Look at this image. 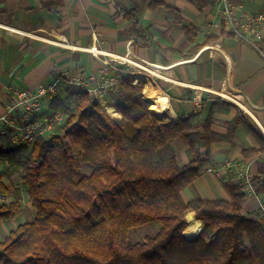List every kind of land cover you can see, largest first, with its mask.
<instances>
[{
  "label": "trees",
  "instance_id": "trees-1",
  "mask_svg": "<svg viewBox=\"0 0 264 264\" xmlns=\"http://www.w3.org/2000/svg\"><path fill=\"white\" fill-rule=\"evenodd\" d=\"M119 12L133 23L131 34L145 35L135 10ZM165 4L152 2L151 8ZM192 40L193 29H184ZM213 40V39H211ZM264 55V39L257 44ZM69 91V90H68ZM121 119L83 91L76 89L51 100V113L66 117L55 133L37 138L31 145L14 146L8 138L0 148V221L19 217L21 192L4 183L11 168L22 169L21 183L35 217L19 225L0 242V264H264V225L246 218L247 196L238 185L222 182L231 201L192 200L182 192L199 176L212 147L231 143L243 118L227 124V133L193 125L189 119L161 123L150 111L139 79L126 77L118 103ZM181 139L188 163L178 162L173 148ZM263 151H244L252 158ZM12 170V169H11ZM255 181L264 193V180ZM189 214L205 223L202 234H184ZM159 224L160 231L142 242L131 240L130 230Z\"/></svg>",
  "mask_w": 264,
  "mask_h": 264
},
{
  "label": "crops",
  "instance_id": "crops-1",
  "mask_svg": "<svg viewBox=\"0 0 264 264\" xmlns=\"http://www.w3.org/2000/svg\"><path fill=\"white\" fill-rule=\"evenodd\" d=\"M159 1H121L123 9L135 10L140 16L145 31L140 38L131 34L133 23L119 12L114 0H0V114L13 103L17 91L36 92L57 79H62L63 89L79 70L96 73L115 56L130 57L147 68L123 66L122 76L134 72L132 77L139 79L137 74L148 73V69L161 73L153 77L151 95L145 91L147 82H141L150 106L156 95L168 96L172 114L165 116L164 123L189 119L200 129L208 127L225 135L228 123L237 116L243 118L233 141L215 144L209 160L198 167V178L182 192L186 202H230L222 182L238 185L242 171L256 181L264 180V55L226 29L223 7L217 0H164L181 14V24L164 7L151 8L152 2ZM228 1L243 21L246 15H264V0ZM184 29H193L192 40ZM259 31L263 40L264 23ZM262 147L258 155L244 156V151ZM173 148L178 162L187 164L183 141L175 140ZM0 165L2 170L8 162L0 160ZM260 194L264 206V193ZM242 214L264 225V212L254 197H247ZM22 220L13 230L26 223ZM196 221L202 223V233L205 223ZM1 229L3 242L12 230L6 225Z\"/></svg>",
  "mask_w": 264,
  "mask_h": 264
},
{
  "label": "built area",
  "instance_id": "built-area-1",
  "mask_svg": "<svg viewBox=\"0 0 264 264\" xmlns=\"http://www.w3.org/2000/svg\"><path fill=\"white\" fill-rule=\"evenodd\" d=\"M217 1L223 7V19L226 29L240 37H244L258 49L257 44L262 41L259 27L264 23V15L255 17L246 15V19L243 21L242 18L234 15L233 7L228 0ZM104 63V67L96 73L88 74L85 70L73 73L68 79V84L85 91L90 98L96 99L101 104V99L107 93L120 96L121 84L127 77L121 75L124 69L123 66L142 68L138 66L139 63L134 62L130 57L115 56L111 61H105ZM132 76H135L134 72H131L129 77ZM62 84V79H57L47 87H39L36 92L27 90L15 92L13 103L9 105L4 113L0 114V148L6 146L8 138L14 146L31 145L37 138L50 134L56 126L63 123L65 115L61 111L42 116L43 101L45 99H55L60 93ZM103 101L107 104L104 99ZM238 177L237 182L241 191L247 197H254L263 213V199L261 194L256 191L254 178L247 171L240 172ZM4 198L0 197V199Z\"/></svg>",
  "mask_w": 264,
  "mask_h": 264
},
{
  "label": "rangeland",
  "instance_id": "rangeland-1",
  "mask_svg": "<svg viewBox=\"0 0 264 264\" xmlns=\"http://www.w3.org/2000/svg\"><path fill=\"white\" fill-rule=\"evenodd\" d=\"M69 90V91H68ZM76 90L75 87L73 86H66L65 88L60 90V93L63 94V96H65L68 92L70 91H74ZM110 97V98H109ZM107 104H117L118 103V96L117 94H111V93H107L104 98H103ZM103 99H101V101H103ZM108 99V101H107ZM48 100V99H47ZM51 101V100H50ZM50 101H47V104H43V112H42V116H45L48 114V109L50 107ZM62 112V111H61ZM66 119V117H65ZM57 130V128L54 129V131L52 133H55ZM2 164V163H1ZM1 166V165H0ZM8 166H3L2 169H6ZM12 169V170H11ZM10 171V178L6 179L4 181L5 184L9 185L13 190L18 189L21 192V203H22V213L21 215L18 217L17 220H1L0 221V239H3L2 236V229L1 226H7L9 227L10 230H13L14 226L16 225L17 221H21L22 219L25 220V222H29L32 221L35 217V211L31 206V203L29 201V197L27 195V190L25 187H23L22 183H21V175H22V169L16 167V168H11ZM14 200L13 197H9L4 198V199H0V204H4V203H10ZM22 220V221H24ZM188 228V227H187ZM186 228V229H187ZM160 231V225L159 224H149V225H144V226H139L137 228H133L132 230H130V236H131V240L134 243L137 242H142L143 240H145L147 237H152L154 235H156L158 232ZM186 231V230H185ZM185 234V233H184ZM202 233L200 232L199 234L192 236V237H199Z\"/></svg>",
  "mask_w": 264,
  "mask_h": 264
},
{
  "label": "bare ground",
  "instance_id": "bare-ground-1",
  "mask_svg": "<svg viewBox=\"0 0 264 264\" xmlns=\"http://www.w3.org/2000/svg\"><path fill=\"white\" fill-rule=\"evenodd\" d=\"M91 52L95 54H99V52L96 49H92ZM138 66L142 67L143 69L147 68L140 64H138ZM148 70H149L148 73H138L137 77L139 78L140 81L147 82L145 91L147 94L151 95L152 91L150 88L154 83L153 77L154 76L161 77L162 75L157 70H151V69H148ZM220 95L228 100L236 102L232 97L228 96L227 94L220 93ZM101 105L105 108L107 113L111 115L112 117H117V118L121 117V115L117 112L115 107L107 105L104 101H101ZM242 107L246 111H249L247 107L245 106H242ZM150 111L159 117H164L166 115L172 114L168 96L164 94L156 95L154 101L152 102L150 106ZM187 220L189 222L191 221L192 223H190V225L184 232L185 235H187L188 237H192V236L199 234L202 230V223L200 221H196L192 215H189Z\"/></svg>",
  "mask_w": 264,
  "mask_h": 264
},
{
  "label": "water",
  "instance_id": "water-1",
  "mask_svg": "<svg viewBox=\"0 0 264 264\" xmlns=\"http://www.w3.org/2000/svg\"><path fill=\"white\" fill-rule=\"evenodd\" d=\"M154 115H155V114H154ZM155 117H156L157 120H159L161 123H164L163 121H164V119H165V116H164V117H159V116L155 115ZM116 118H117V117H116ZM119 119H121V117H120ZM190 238H194V237H190Z\"/></svg>",
  "mask_w": 264,
  "mask_h": 264
}]
</instances>
